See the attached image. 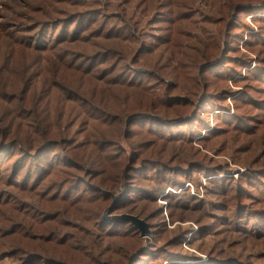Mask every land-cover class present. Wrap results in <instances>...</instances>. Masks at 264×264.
<instances>
[{"label":"rangeland","instance_id":"rangeland-1","mask_svg":"<svg viewBox=\"0 0 264 264\" xmlns=\"http://www.w3.org/2000/svg\"><path fill=\"white\" fill-rule=\"evenodd\" d=\"M174 4L177 5V10L194 11L190 14L192 20L184 23L179 31H174L175 36L168 22L172 16L167 13V9H171ZM240 6L241 4H235L227 9L223 0H7L5 4H1L0 23L20 22L29 28L38 21H48L53 24L47 33L48 41L54 33L52 41H55L54 37L67 34L64 38L66 43L63 42L60 47L71 53L76 51V57L83 55L77 66L84 69V74L81 73V78L84 79V108L79 105L80 101L72 100L65 104L66 112L62 115L64 106L62 104L61 109L59 99L53 95L59 92L57 88L50 93L37 92L39 94L32 100L36 114L34 122H63L76 131L84 128V134L93 133L96 141L99 140V135L110 139L115 134V145L105 146L102 158L111 163L114 160L111 157H119V188L122 171L128 165L124 197L128 182L135 191L131 197L137 198L120 211H112L111 215L130 214L144 220L149 225L151 237L144 239L122 229L109 235L106 232H102L105 235L98 234L101 232L98 231L97 222L102 221L104 210L110 206L112 196L119 193V188L118 193L112 194L94 186L111 197L99 216L92 209L91 203L84 206L83 212H79L81 209L78 205H66L53 210L51 206L55 204H50L43 195L53 187L52 181L55 179L46 178L40 183L41 190H37L33 184L37 176L27 185H33L31 191L20 190L21 187L2 188L0 198L7 194L6 198L15 200L20 214H25L29 207L32 216L25 215L22 218L13 213L0 215V229L9 233L17 226V234L22 236L25 221L38 223L43 221V217L57 213L62 226L57 221L48 220L43 223H46L45 226H52L41 233L48 238L55 231L54 237L68 245L66 255L75 258L74 264H132L134 258L155 246L174 252L179 257L163 254V257L154 262L145 259L144 264H195L207 263L210 259L229 261L226 264H264V229L250 231L256 228L257 220L253 219L257 218L249 214L252 210L264 213V207L259 205L263 196L254 188L258 185L253 184V180L257 179L264 185V176L259 174L264 173V108L254 104L257 102L254 99L264 102V81L259 79L264 74V0L258 4L246 5L250 8L238 14ZM221 13L226 15V21L224 24H217ZM58 23L61 26L56 30ZM186 42L190 45V53L213 45L218 50L214 61L206 65L201 63L193 74L195 98L182 97L188 99L192 106L187 115L190 116L193 106L196 107L205 94L216 96L226 92L227 96L221 101L212 100L206 104L199 114L206 126L197 135L175 140L157 137L145 131L143 126L132 124L135 120L148 116L128 111L136 104L151 100L153 95L160 96L164 93L165 86L158 81V74L156 77L155 74L150 76L145 69L158 67L161 69L160 74L167 73L165 66L172 65L171 61H166L170 54L165 51L162 57H153L166 48L170 49L169 53L176 54L180 50L178 46ZM57 43L55 41L53 44L56 48ZM207 50L201 52L208 54ZM118 55H123L122 61ZM135 58L136 64H133ZM221 59L222 63L215 68L203 70ZM47 63L48 58L42 63L34 60L27 62L33 79L53 81L55 74ZM4 67L20 70L17 73L11 72L12 82L23 77L21 56L18 53L7 54ZM130 67L133 69H129ZM107 68L114 72L107 76L105 73L98 74L99 70ZM138 69L148 73L147 76H140L136 83V87L145 86L147 91L143 93L139 88L133 92H128L127 89L124 92L118 91L117 86L107 81L113 75L117 77L113 81L126 83L133 75L138 76V72H134ZM63 77L68 84L74 76L66 73ZM181 81L191 80H180L178 83ZM105 86L114 91L110 92ZM185 88L189 86L185 85L181 90L177 86V90L169 93L170 97L185 95ZM63 92L66 97L71 95ZM244 96L251 99L253 104L247 105V99L241 101L240 97ZM88 103L93 106H87ZM101 107L108 111L128 113L123 115L122 124L115 129L110 123L100 125ZM257 112L262 114H256ZM150 114L152 113L146 115ZM215 115H220L225 121L219 119L215 122ZM260 115L261 119L258 118ZM230 120H234L239 128H235ZM41 127L43 126L40 124L34 129L39 131ZM135 130L140 132H133ZM23 140L28 141L29 137ZM129 144L142 146L139 152H135V157ZM18 154V151L10 150L7 157L13 159ZM124 157L126 160H123ZM8 159L3 161L5 165L11 164ZM23 161L26 167L30 166L26 159ZM159 163L168 168L157 166ZM143 164L144 168L134 173ZM11 166L13 165L9 167ZM175 167L182 168L181 172H177ZM131 170H134L133 174L127 179ZM186 170L188 177L183 180L177 173ZM24 175L25 169L18 173L19 178L14 181L19 185L23 179L20 176ZM161 177L168 179L169 185ZM175 180L182 181V185L174 187ZM91 188L88 184L75 187L68 195L69 199H74L81 193L86 199L94 193ZM36 191L43 193L36 194ZM243 191L247 193L246 196H242ZM148 195L155 197L148 201L144 198ZM248 201L253 203V207L260 206L262 209L248 206ZM149 214L155 216L148 222L144 218ZM154 224L158 227L155 234L151 228ZM75 227L79 229V240H72ZM198 227H204L207 231L199 234ZM181 233L187 237L181 246L178 243L171 244L173 237ZM112 236L115 237L111 238ZM2 251L10 249L3 250L0 244V253ZM189 257H196L198 260L191 261ZM0 264L39 263L17 254L0 260Z\"/></svg>","mask_w":264,"mask_h":264},{"label":"trees","instance_id":"trees-1","mask_svg":"<svg viewBox=\"0 0 264 264\" xmlns=\"http://www.w3.org/2000/svg\"><path fill=\"white\" fill-rule=\"evenodd\" d=\"M188 1L195 2L196 0ZM6 2L7 0H0V5L5 4ZM223 2L227 9H230V7L235 4H241L237 9L239 14L242 11L246 12L247 9L250 8L246 5L258 4L261 3V0H223ZM167 10V13L172 16V18L168 19V22L171 24L173 28L172 33L175 36L174 31H179L180 28L184 26V23L192 20L193 17H191L192 15L190 14L194 11L177 10L176 4H174L171 9ZM101 17L103 16L101 15ZM225 21L226 15L221 13L217 24H224ZM52 26L53 24H50L45 20L38 21L32 24L29 28L28 25L20 22L11 23L5 21L4 23H0V194H2L1 190L4 187H21L20 190L31 191L33 185L29 187H27V185L31 182V179L36 176L37 179L33 184H35L37 190H41L40 183L46 178H54L55 181H52L53 187L43 195V198L47 199L50 204H55L51 206L53 210H59L66 205H70V207L78 205V208L81 209L79 212H83L84 206H88L91 203L92 209L96 211L97 216H99L100 211L104 209V204L111 201V197L100 192L97 188H102L112 194L118 193V172L120 170V162L117 161V159L119 157H111V159H114L111 163L110 161H107L108 159L102 158L103 148L111 144L115 145L117 136L114 134L113 137L109 136L110 139H108L107 137L99 135V140L96 141L93 139V133L90 132L84 134V128L76 131L73 130L72 126H68L63 122L54 124L40 123L39 121L34 122L36 114L33 110L32 100L37 94H39L37 92L46 93L47 91L50 93L57 88L59 92L54 93L53 95L59 99L61 109L62 104L64 106V109H62L63 111L61 112L62 115L66 112L65 104L70 103L72 100L80 101L79 105L84 108V79L81 78V73L84 74V69L77 66L79 59L83 58V55L76 57L75 54H78L76 51L75 53H71L66 48L60 47L67 34L63 35V37H54L55 41L58 42V48L54 47L53 44H55V41H52V37L55 33L51 36L49 41L47 39V33L50 32ZM60 26V23H58L56 30H58ZM63 32L67 33L68 31ZM73 35L75 36V34ZM178 47L180 50L176 54H174V52L169 53L170 49L166 48L163 52H159L153 57H162L165 51L167 54H170V56H167L166 61H171L172 65L165 66L167 73L160 74L159 71L161 69L158 67L145 69L146 72H149L150 76L155 74L156 77V74H158V81L165 86L164 93L160 96L153 95L154 97L151 100L145 103L136 104L128 111L130 112L132 110L131 112L135 113V115L145 114V116H148L147 118L137 119L132 124L143 126L142 128L145 129V131L157 137L163 136L173 140L197 135L199 130L204 129L206 126L199 117L200 112L204 109L206 104L212 100H217V102L221 101L227 96L226 92L216 96L205 94L199 101L198 105L196 107L193 106L194 109L191 111L190 116H188L189 108H192V106L188 99H183L182 97L195 98V77L193 74L201 63L206 65V63L214 61L218 55V50L217 47H214L213 45V47H207L206 49H195L194 53H190V45L187 42L182 43ZM204 50H207L208 54L202 53ZM143 52L145 53V49H143ZM14 53H18L21 56L23 77H19L15 82H12L10 80L11 72L17 73L20 70L5 68L4 58L7 54ZM118 56H121L122 61L124 58L123 55ZM46 58H48L47 66H49L50 70L55 74V78L53 81L47 79H33L28 71L27 62L29 60H34L38 63H42ZM136 59L137 58L133 59V64H136ZM220 63H222V59L212 67L207 66L203 70L207 71L211 68H215ZM115 67H117V65ZM129 69L132 70L133 68L130 67ZM145 70H135L134 72H138V76L133 75L126 83L113 81L114 78H117L113 75H111V78L107 81L113 83L114 86H117L118 91L124 92L125 89H127L128 92H133V90L139 88L138 90L143 93L144 91H147L145 90V86L136 87V83L140 76L148 75ZM112 72L114 71H108L107 68L99 70L98 74L105 73V76H107L112 74ZM66 73L74 76L68 84L63 77ZM186 79L191 81H181L180 84L178 83L180 80ZM249 79H251V77ZM259 79L264 81V74L261 75ZM185 85L189 86V88H185V95L178 96L177 98H174L175 96L170 97L169 93L171 90H177L175 89L177 86L181 90ZM105 89L110 90V92L114 91L113 88L108 86H105ZM63 91H66L71 95L66 97ZM244 99H247V105L253 104L251 99L245 96L240 97L241 101H244ZM254 100L257 101L254 103L255 105L259 104L264 108V102L260 103L259 100ZM87 106L93 105L88 103ZM135 107L136 109H134ZM99 110L101 111V113L98 111L101 114V121H99L100 125L103 126L105 123H110L112 126H115V129L122 124L123 115L128 113L120 110H118V112L112 110L108 111L102 107ZM148 113L152 114L146 115ZM256 114L262 113L257 112ZM219 116L220 115L214 116L215 122L219 119L225 121V118L222 119V117ZM258 118L261 119L262 116L260 115ZM229 122H232L235 128H239V125L234 120H230ZM40 124L43 127H41L39 131H36L34 129L35 126ZM133 132L140 131L135 130ZM25 137H29V140L24 141L23 138ZM129 147L134 152V157L136 156L135 152H139L142 148L140 144H129ZM10 150H14L15 152L18 151L19 154L13 159H8L7 156L10 154ZM5 159L11 161L10 165H13L11 168L9 167L10 165H5L3 163ZM24 159L30 164L29 167L24 165ZM123 160H126V157H124ZM144 164L140 169L128 172L127 179H130L133 171L134 173L140 172L144 168ZM146 164L149 163L146 162ZM157 166L163 167L164 164L162 165L159 163ZM164 168H168L167 165H165ZM23 169H25V175L20 176L23 177V179L18 185L14 180L19 178L18 173ZM176 170H178L177 172H181L182 168L178 167ZM259 174L264 176V173ZM177 175L184 180L188 177V171L186 170L182 173H177ZM161 178L162 180H165L167 185H169L168 179L165 177ZM175 183L176 184L173 185L174 187H180L182 185V181L179 182L175 180ZM85 184H88L90 188L93 186L91 189L94 193L88 195L86 199H84L81 193L74 199L70 200L68 196L70 192H72L75 187H84ZM253 184L258 185L254 187L257 191L253 187L252 188L260 194V196H263V201H260L259 205L264 207V185L260 184L257 179L253 180ZM94 186L97 188H94ZM42 193V191H36V194L42 195ZM134 194L135 191H133V187L127 182L126 195L123 200L115 205L113 211H120L130 204L131 201L137 198L131 197ZM243 195L246 196L247 193L243 191L242 196ZM251 195L255 197L252 192ZM148 196L144 197L148 201L153 200L155 197V195ZM6 197L7 194H5V196L2 195L0 198V215L13 213L15 216H21L22 218H24L25 215L32 216L31 212H29V207H27L25 214H20L19 208L15 204V200H9ZM253 200L257 201L256 198H253ZM250 201L246 202L248 206L262 209L260 206L253 207V203ZM249 214L257 218L253 219L257 220L256 228L250 229V231L253 230L257 232V229L262 231V229H264V213L262 214L261 212L252 210ZM154 216V214H149L144 219L149 222L154 219ZM48 220L49 222L57 221V224L62 226L59 215L54 213L43 217V221L38 223H34L30 220L25 221L26 224L21 231L23 234L22 236L17 234V226L15 229H11L12 231L9 233H6V231H3L1 228L0 244L3 246V250L7 248L10 249V251H2L0 253V260L19 254L20 257H25L26 260L33 259L39 264H74L75 258L66 255L67 251H69L68 245L61 239L54 237L53 234L56 233L55 231H53L48 238H45V236L42 235V230H48V228L52 226H45L46 223H43ZM97 228L98 231L101 232L98 233L99 235H105V232L109 235L115 230L122 229L125 231L127 230L130 235L139 236V233L128 223H104L99 220L97 222ZM151 228L153 234H155L154 232L158 228L157 225L154 224ZM75 230L76 232L74 233L72 240H75V238L79 240L77 236L79 229L75 227ZM197 230L199 234L207 231L204 227H198ZM102 232L104 233L102 234ZM114 237L115 236H112L111 238ZM186 238V235L181 233L178 236L173 237L171 244L178 243L179 246H181ZM151 248H153V250ZM151 248L149 247L143 255L134 258L132 264H144L143 261L145 259L149 262H154L158 258L163 257V254L179 257V255L173 254L174 252L171 253L166 249H160L156 246ZM28 256H32L33 258H28ZM191 258V261L198 260L196 257ZM228 262L229 261L227 260L210 259L207 263L195 264H226Z\"/></svg>","mask_w":264,"mask_h":264},{"label":"water","instance_id":"water-1","mask_svg":"<svg viewBox=\"0 0 264 264\" xmlns=\"http://www.w3.org/2000/svg\"><path fill=\"white\" fill-rule=\"evenodd\" d=\"M128 168V165L122 171L120 177V188L119 193L115 196H112V201L109 207L104 210L102 215V221L104 222H113V223H128L133 229H135L141 238L148 239L151 237V232L149 225L142 219H139L136 216L130 214H120V215H111L114 210L115 205L122 200L125 194V173Z\"/></svg>","mask_w":264,"mask_h":264}]
</instances>
